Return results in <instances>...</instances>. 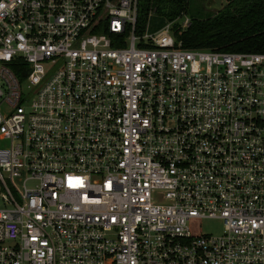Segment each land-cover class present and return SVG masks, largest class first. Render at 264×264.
Wrapping results in <instances>:
<instances>
[{
    "label": "built area",
    "instance_id": "built-area-1",
    "mask_svg": "<svg viewBox=\"0 0 264 264\" xmlns=\"http://www.w3.org/2000/svg\"><path fill=\"white\" fill-rule=\"evenodd\" d=\"M138 1L0 0V264H264V52Z\"/></svg>",
    "mask_w": 264,
    "mask_h": 264
},
{
    "label": "trees",
    "instance_id": "trees-1",
    "mask_svg": "<svg viewBox=\"0 0 264 264\" xmlns=\"http://www.w3.org/2000/svg\"><path fill=\"white\" fill-rule=\"evenodd\" d=\"M188 3L189 0H139V28L153 10L162 19L157 27L172 22L171 32L184 48L264 52V0H226L216 13L190 16L189 25L182 30L176 19L187 12ZM17 75L22 79L18 72Z\"/></svg>",
    "mask_w": 264,
    "mask_h": 264
},
{
    "label": "rangeland",
    "instance_id": "rangeland-1",
    "mask_svg": "<svg viewBox=\"0 0 264 264\" xmlns=\"http://www.w3.org/2000/svg\"><path fill=\"white\" fill-rule=\"evenodd\" d=\"M226 5V0H189L187 6V12H184L181 18H177L179 25L183 29V25L185 24L186 18L190 19L192 15H205V14H213L216 13L219 9L223 8ZM200 11V12H197ZM151 14L149 16L150 24L153 28L157 27L159 22L162 20L160 16L154 14V11L151 10ZM172 22H170V25ZM23 88L29 90L25 85ZM33 185L32 183H28V186ZM223 228L222 221L219 219H201L199 224V231L202 233H209L213 235H217L221 233Z\"/></svg>",
    "mask_w": 264,
    "mask_h": 264
}]
</instances>
